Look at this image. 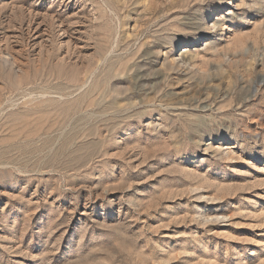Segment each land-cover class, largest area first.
Masks as SVG:
<instances>
[{"label":"rangeland","instance_id":"1","mask_svg":"<svg viewBox=\"0 0 264 264\" xmlns=\"http://www.w3.org/2000/svg\"><path fill=\"white\" fill-rule=\"evenodd\" d=\"M0 264H264V0H0Z\"/></svg>","mask_w":264,"mask_h":264},{"label":"bare ground","instance_id":"2","mask_svg":"<svg viewBox=\"0 0 264 264\" xmlns=\"http://www.w3.org/2000/svg\"><path fill=\"white\" fill-rule=\"evenodd\" d=\"M125 15H126V14H125ZM135 17H136V16H135ZM123 24H124V23H123ZM216 26H217V24L214 23V24H213V27H216ZM187 50H188V49H184V51L182 52V54H183V55H186L185 52H186ZM190 51H191V50H190ZM10 54H11V53H10Z\"/></svg>","mask_w":264,"mask_h":264}]
</instances>
